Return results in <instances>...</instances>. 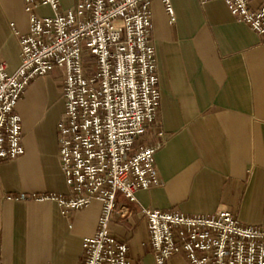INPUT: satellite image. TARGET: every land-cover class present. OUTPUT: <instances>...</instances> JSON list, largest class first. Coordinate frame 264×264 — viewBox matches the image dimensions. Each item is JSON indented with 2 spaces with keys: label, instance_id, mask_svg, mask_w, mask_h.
I'll return each instance as SVG.
<instances>
[{
  "label": "crops",
  "instance_id": "0c3cea01",
  "mask_svg": "<svg viewBox=\"0 0 264 264\" xmlns=\"http://www.w3.org/2000/svg\"><path fill=\"white\" fill-rule=\"evenodd\" d=\"M59 2L67 8L74 0ZM170 3L173 20L162 0L150 2L160 100L156 123L139 139L147 144L163 132L154 153L159 184L139 190L135 202L117 194V204L132 213L109 223L141 264H156L141 207L186 214L226 208L243 224L264 225V35L223 0ZM37 13L52 12L44 5ZM27 30L23 0H0V55L10 71L20 63L19 38ZM60 90L52 71L33 79L16 104L24 152L0 162V264L80 263L83 238L96 232L97 200L62 214L55 201L28 199L67 192L57 145ZM165 264L191 263L174 256Z\"/></svg>",
  "mask_w": 264,
  "mask_h": 264
},
{
  "label": "built area",
  "instance_id": "2783aa9c",
  "mask_svg": "<svg viewBox=\"0 0 264 264\" xmlns=\"http://www.w3.org/2000/svg\"><path fill=\"white\" fill-rule=\"evenodd\" d=\"M162 1L173 20L170 0ZM223 1L237 20L264 35V0ZM150 2L74 0L61 8L59 0H23L28 30L19 38L18 67L10 71L0 55V162L24 152L16 104L26 87L52 71L61 77L57 145L67 192L28 199L55 201L62 214L101 203L96 232L83 238V261L75 264H141L110 234L109 223L115 214L132 213L117 204V194L135 202L139 190L159 184L154 153L164 143L163 132L139 143L156 123L160 100ZM44 5L50 15L37 13ZM138 212L156 264L174 256L191 264H264V225L243 224L226 208L211 214Z\"/></svg>",
  "mask_w": 264,
  "mask_h": 264
},
{
  "label": "rangeland",
  "instance_id": "374dc122",
  "mask_svg": "<svg viewBox=\"0 0 264 264\" xmlns=\"http://www.w3.org/2000/svg\"><path fill=\"white\" fill-rule=\"evenodd\" d=\"M59 76V75H58ZM60 77V76H59ZM61 78V77H60ZM62 91L60 90V96L62 97V93H61ZM141 144H143V143H141Z\"/></svg>",
  "mask_w": 264,
  "mask_h": 264
}]
</instances>
